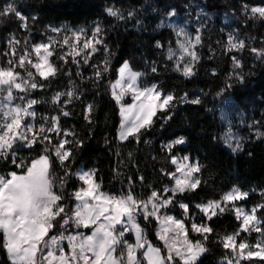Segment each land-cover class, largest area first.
Wrapping results in <instances>:
<instances>
[{
    "label": "trees",
    "instance_id": "1",
    "mask_svg": "<svg viewBox=\"0 0 264 264\" xmlns=\"http://www.w3.org/2000/svg\"><path fill=\"white\" fill-rule=\"evenodd\" d=\"M7 2L0 0V7ZM15 4L29 17L28 30L20 27L21 22L14 15L0 17V54L6 50L11 34L20 39L22 45L27 38L30 47L31 44L47 41L50 35H56L50 30L53 27L84 29L87 34L96 24L103 28L104 44L97 45L99 50L91 54L87 64L83 62V52L76 57L79 65L72 62L71 56L65 63L58 56L67 52L68 48L57 47V54L51 57L50 62L60 71L48 81L40 80L37 75L36 80L46 87L33 90L29 96L39 101L34 106L36 123L39 124L42 122L41 116L59 114V108L50 102L56 92L75 87L81 93L78 100L67 105L71 115L60 117L61 128L73 130L76 139L82 141V145L74 147L69 163L71 172L96 169L101 191L117 195L127 192L128 178L131 177L134 195L146 199L152 189L162 190L172 185V179L165 174L174 171L171 157L188 156L201 165L197 176L202 183L195 191L176 195L174 203L167 209L176 218H183L179 203L188 204L190 215L196 217L199 215L196 204L220 200L233 187L249 193L244 201L237 204L249 208L264 203L261 196L264 191V135L260 138L256 136L257 131L264 133V62L249 50L251 47H264V21L249 19L244 12V5L249 8L262 6L264 0H15ZM108 7L119 8L125 19L109 16L105 12ZM198 8L211 15V19L207 20L206 27L201 31L202 46L196 48L199 60L195 63V75L186 78L175 70V60L167 59L168 48H176V34L158 24L173 11L179 17L192 18ZM129 12L133 13L131 18L128 17ZM223 15L232 18L230 29L222 25ZM32 16L36 17L34 21ZM228 31L245 40L247 47L242 51H228ZM157 41L163 48L156 47ZM233 56L243 65L242 69H237L245 74L243 84L229 80L234 71ZM106 59L108 71H102L101 78L97 79L93 65L103 69ZM125 61L133 71L142 73L145 82L156 84L164 93L171 92L177 98L187 93L189 99L200 97L201 103H175L169 111H158L153 117V125L142 130L139 143L131 138L119 142L120 115L112 97L111 85ZM6 63L7 58L0 55V65L6 66ZM153 67L157 69L156 72L152 71ZM18 71L26 75L22 70ZM228 83L233 87L226 88ZM65 98H61V104ZM224 101L244 115L245 122L251 127L242 141V150L236 153L221 143L224 124L218 107ZM87 104L94 105L91 123L84 119ZM169 115L171 118L166 119ZM52 135L55 142V134ZM181 136L185 137L186 142L175 145L169 153L164 146ZM40 151V145L36 146L35 151L21 148L19 155L31 158L39 155ZM129 153H132L131 159ZM53 161V171L57 176H62L63 170L54 157ZM10 171L20 170L10 161H0V175L6 176ZM141 176L143 181L139 179ZM80 183L75 176H71L62 190L56 189L63 192V203L69 207L75 203L71 194ZM256 215L264 219V208L259 209ZM138 222L147 239L163 251L164 246L156 236L157 222L152 219L145 221L141 216ZM191 222L185 221L189 237L194 241L202 239L199 234L191 232ZM203 222L208 223L213 232L206 241L208 251L201 258L202 264H219L226 254L220 238L238 231L240 223L235 213L230 211ZM0 264H8L2 249Z\"/></svg>",
    "mask_w": 264,
    "mask_h": 264
},
{
    "label": "snow or ice",
    "instance_id": "2",
    "mask_svg": "<svg viewBox=\"0 0 264 264\" xmlns=\"http://www.w3.org/2000/svg\"><path fill=\"white\" fill-rule=\"evenodd\" d=\"M105 12L119 20L125 19L119 8L108 7ZM244 12L249 19L264 21V5L250 8L244 5ZM174 14L173 11L168 15L171 17ZM10 15L21 22L22 29L28 30L29 17L18 9L15 0H8L0 7V17ZM132 16L133 13L129 12L128 17ZM31 19L34 21L36 17L32 16ZM50 30L56 35H50L47 41L31 44L30 47L27 38L22 45L21 40L11 34L6 50L0 54L7 58L6 66L0 65V161H10L20 170L10 171L6 176L0 175V249L6 254L8 264H144V261L147 264H202L201 258L208 251L206 241L213 232L210 225L206 222L196 223L195 217L190 215L189 205L183 202L179 204L183 209V218L162 211L174 203L178 193L195 191L200 186L202 181L194 175L201 171L198 161L192 163L188 156L178 161L176 156H172V164L177 165L176 172L165 174L174 180V186H165L162 190L152 189L146 199L134 195L131 177L128 178L126 193H106L101 191L96 169L73 173L69 167L74 147L82 145V141L76 139L73 130L61 128L60 117L71 115L67 105L78 100L81 93L75 87L56 92L50 102L59 108V114L41 116L42 122L36 123L34 106L39 101L29 96L33 90L46 87L36 80L37 75L40 80L48 81L60 71L50 62L51 57L57 54V47L68 48L67 52L58 56L60 60L67 63L71 56L72 62L79 65L77 56L83 52V62L87 64L91 54L99 50L97 45L104 44L100 24L94 25L90 35L84 29L53 27ZM174 30L178 37L177 48H168L167 59H174L175 70L189 78L195 75V63L199 60L196 48L202 46L201 29L197 27L195 34L189 33L184 27ZM62 32L64 34L61 36ZM156 47L163 48V45L157 41ZM246 47L245 40L239 39L234 33L228 35V51H242ZM249 50L264 62V47H251ZM232 60L234 71L229 80L243 84L245 74L237 71L243 65L235 56ZM93 67L95 77L100 79L102 71H108L107 59L103 69L96 65ZM18 69L26 75H22ZM152 71L156 72L157 69L153 67ZM118 73V79L111 89L113 99L119 105L121 120L117 135L121 142L131 138L139 143L142 130L153 125V117L158 111H169L175 103H201L198 96L189 99L185 93L177 98L171 92L164 93L156 84L141 85L142 73L133 71L127 61L118 69ZM77 75L80 73L77 72ZM69 83L72 84L71 81ZM232 87L231 83L226 85V88ZM129 93L133 102L122 103L123 97ZM62 97L66 98L61 104ZM93 110V104L85 106L84 119L89 123L92 122ZM170 118V115L166 117ZM262 135L264 133L257 131V138ZM241 139L229 137L225 141L226 146L236 153L242 150ZM185 142V137L181 136L164 148L170 153L175 145ZM37 145L41 146L39 155L20 157L21 148L35 151ZM117 155L120 153L117 152ZM128 155L131 159L132 153ZM53 157L63 170L62 176H57L53 171ZM161 171L164 172L163 169ZM176 173H181V176L178 178ZM71 176L81 183L72 192L75 203L69 207L63 203V192L56 189L62 190ZM139 179L143 181L144 178L141 176ZM248 195V192L233 187L220 200L195 205L207 221L226 211L234 212L236 220L241 221L238 231L220 238L226 250L222 264H241L242 260L251 261L253 258L264 261V227H261L264 219L256 215L259 209L264 208V203L254 206L250 211L236 204V201L244 200ZM261 196L264 197V191ZM139 216L145 221L155 219L160 224L157 238L163 242V251L147 239L138 222ZM186 220L192 221L191 232L199 234L202 239L194 241L189 237ZM57 224L59 231H56ZM70 228L73 230L69 231ZM80 229H90V234ZM253 231L260 233L255 244L250 245L246 240L237 242L242 232ZM129 232L135 236L134 243L125 238Z\"/></svg>",
    "mask_w": 264,
    "mask_h": 264
},
{
    "label": "rangeland",
    "instance_id": "3",
    "mask_svg": "<svg viewBox=\"0 0 264 264\" xmlns=\"http://www.w3.org/2000/svg\"><path fill=\"white\" fill-rule=\"evenodd\" d=\"M210 19H211V15L206 13L203 9L198 8V10H196L195 14L192 16V18H190V17H179V16H177L175 14L172 15L171 17H169V15H168L165 19L161 20L164 23L161 24V21H160L158 25L160 27L170 28L175 34H176V31L174 29H178L179 27H184L185 30L188 31L189 33L195 34V31H196L197 27H200V29L202 31L207 25V20H210ZM231 22H232V18L230 16H228V15H223L222 16V25L223 26H225L228 29H230ZM169 25H171V26H169ZM91 32L88 35H90ZM228 32L232 33L231 31H228ZM176 37H177V35H176ZM177 39H178V37H177ZM176 48H177V44H176ZM34 58L35 57L33 55V59ZM34 72H35V70H34ZM118 76H119V73L117 75V79H118ZM140 84L141 85H151L150 83H147V82H145L143 80V75L140 77ZM117 91L119 92V88L117 89ZM111 92H112V89H111ZM132 102H133L132 95L130 93L123 97L122 103L130 104ZM118 108H119V105H118ZM218 110H219V115H220V117L222 119V122L224 124V132H223V134L221 136L222 145L227 147L225 141L229 137L242 138L241 139V143H242V141L246 138L247 132L250 131V129H251L250 124L245 122V116L240 114V113H238L237 111H235V108L230 103H226V101H224V103H222L218 107ZM120 120H121V117H120ZM117 134H118V132H117ZM117 140L119 141L118 135H117ZM119 142H121V141H119ZM175 156L178 158V161H180L184 157V156H179V155H175ZM190 162L195 163L196 161H192L190 159ZM172 166H173V169H174L173 172H176L177 165L172 164ZM80 170H83V169H80ZM80 170H78V171H80ZM197 174L198 173H195L194 175L197 176ZM176 176L179 178L181 176V173H176ZM172 186H174V180H172V185L170 186V188ZM229 191H231V190H229ZM178 194H181V193H178ZM244 200L236 201V204L238 202H241V201H244ZM179 204H178V206H179ZM237 205L238 206H242L246 210H249V211L253 208V207L246 208L245 206L239 205V204H237ZM168 208H170V205H169ZM167 209H163L162 211L165 212L168 215H172L171 213H169L167 211ZM198 214L199 215H197L195 217V219L198 220L196 223L199 224V223H203V221H207L206 218L203 216V214L199 212V210H198ZM152 220L156 221L155 219H152ZM239 223H241V221H239ZM159 229H160V224L157 222L156 236H157V232L159 231ZM72 230L73 229H71V228L69 229V231H72ZM86 230H88V231H86ZM56 231H59V229H57ZM80 231H82V232H84L86 234H90V229H80ZM125 238L131 243L135 242V236L131 232L126 233ZM259 238H260V233H258V232H254V231L251 232V233L242 232L241 235L237 238V242H239L240 240H246L250 245H253V244L256 243L257 239H259ZM160 242L163 244L162 241H160ZM145 263L147 264L146 261H145ZM219 264H222V261H220ZM241 264H264V261L259 260V258H253L251 261L242 260Z\"/></svg>",
    "mask_w": 264,
    "mask_h": 264
}]
</instances>
